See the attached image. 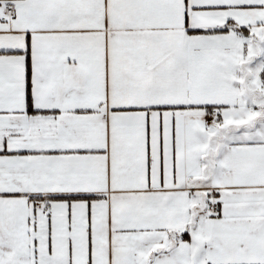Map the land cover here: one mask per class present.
I'll list each match as a JSON object with an SVG mask.
<instances>
[{
    "label": "snow or ice",
    "instance_id": "1",
    "mask_svg": "<svg viewBox=\"0 0 264 264\" xmlns=\"http://www.w3.org/2000/svg\"><path fill=\"white\" fill-rule=\"evenodd\" d=\"M0 264H264V0H0Z\"/></svg>",
    "mask_w": 264,
    "mask_h": 264
}]
</instances>
